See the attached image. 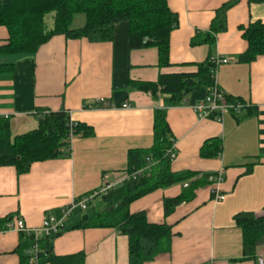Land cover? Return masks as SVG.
<instances>
[{
    "label": "crops",
    "instance_id": "0c3cea01",
    "mask_svg": "<svg viewBox=\"0 0 264 264\" xmlns=\"http://www.w3.org/2000/svg\"><path fill=\"white\" fill-rule=\"evenodd\" d=\"M166 1L179 22L170 36L169 68L159 67L156 48L129 49L126 23L116 26L112 42L59 35L32 56H0V66H7L0 70V119L9 120L11 143L36 131L41 113L64 111L71 123L92 132L72 139L69 157L35 163L26 174L0 166V228L6 227L0 230V264H22L35 245L34 238L21 251L26 239L13 229L16 221L24 222L28 232L38 231L45 218L61 219L65 208L87 194L119 185L129 152L153 146L155 116L161 110H166L175 141L172 171L195 176L131 205V213L144 212L149 223L172 228L169 250L147 264H257L264 256V236L246 254L242 227L235 222L245 213L264 218V57L239 63L248 49L244 29L264 24V3L237 2L227 12L226 29L209 47L204 34L215 12L233 0ZM8 2L0 0V6ZM6 38L0 27V46ZM209 58L228 61L216 68L215 83L243 103L238 114L227 113L221 121L201 119L194 110L209 89L193 91L180 106L168 108L166 97L131 87L133 82H157L161 75L197 73ZM214 140L221 142V154L202 157L201 148ZM205 175H220L223 182L200 187L192 200L165 216L164 201L178 198ZM215 192L224 201L216 202ZM93 203L100 207L99 201ZM84 214L77 208L64 220L52 237L53 254L82 253L84 264H129L128 237L111 229L77 228ZM7 218L12 220L3 223ZM47 238L41 233L37 242Z\"/></svg>",
    "mask_w": 264,
    "mask_h": 264
},
{
    "label": "trees",
    "instance_id": "16d2710c",
    "mask_svg": "<svg viewBox=\"0 0 264 264\" xmlns=\"http://www.w3.org/2000/svg\"><path fill=\"white\" fill-rule=\"evenodd\" d=\"M239 1L233 0L215 12L209 32L204 34L209 47H214L216 35L226 29L227 12ZM248 1L264 3V0ZM80 15L84 16V23L74 28L75 20ZM50 16L51 27L47 23ZM120 23L128 25L130 50L156 48L159 67L172 66L170 36L178 28L179 22L166 0H9L8 4L0 6V27L7 31V38L0 46V56H32L59 35L72 40L87 39L93 43L112 42L115 28ZM243 37L248 49L240 56L239 63L251 64L264 57L262 22L244 29ZM196 43L193 41V44ZM6 67L0 66V70ZM214 69L209 58L198 65L197 73L161 75L157 82H133L131 87L150 93L154 98L164 96L168 108L176 107L183 103L189 93L214 87ZM228 100L233 102L236 99L228 97ZM93 107L101 109L103 105ZM212 119L215 120L214 117ZM154 130V144L150 149L129 152L126 171L129 179L99 196L96 199L100 203L98 209L93 202L88 204L77 227L84 230L111 229L127 236L129 264H147L166 253L173 235L169 225L149 223L144 212L131 213V205L155 191L168 189L195 176L172 171L173 161L169 152L175 147V141L166 121V110L157 111ZM91 133L85 126L72 125L69 114L64 111L41 113L38 129L11 143L9 120L0 119V166H13L20 175L26 174L35 163L69 157L71 137ZM200 152L205 158L216 157L221 154V142L214 140L206 143ZM141 171L144 172L137 174ZM215 176L205 175L178 198L166 199L165 216H170L176 207L192 200L200 187L214 184L210 178ZM11 220L7 218L3 223L8 224ZM235 222L242 227L244 251L250 254L256 242L264 236V218L245 213L237 215ZM0 230H6V227ZM21 235L26 239L21 250L25 251L33 244L34 236ZM38 244L37 264H84L85 256L82 253L64 257L54 255L52 237ZM30 257L23 256L22 264H29Z\"/></svg>",
    "mask_w": 264,
    "mask_h": 264
},
{
    "label": "built area",
    "instance_id": "2783aa9c",
    "mask_svg": "<svg viewBox=\"0 0 264 264\" xmlns=\"http://www.w3.org/2000/svg\"><path fill=\"white\" fill-rule=\"evenodd\" d=\"M212 63L215 66V69L213 71L214 74V82H215V74H216V68L220 64H227L228 61L225 59H214L212 60ZM243 108V103L239 100L230 101L228 100V97L222 93L216 83H214V87H212L206 97L197 103L194 107L195 112L201 119H211L214 117L215 120L221 121L223 116L227 113H236ZM45 114V113H44ZM47 114V113H46ZM72 125L76 126L75 123H72ZM73 137H71V140ZM170 153V159L174 161L177 157L175 147L169 152ZM147 169H145L146 171ZM144 171H141L137 174H141ZM136 174V175H137ZM135 176V175H134ZM129 176L127 174L125 175L124 179L120 182L122 184L124 181L128 180ZM210 181L214 184H221L223 182L222 176H215L211 177ZM119 184V185H120ZM117 185V186H119ZM113 185L106 184L104 188H102L100 191L94 192L93 194L83 197L81 200L77 201L73 205L65 208L63 210V217L61 219H57L54 216H49L45 218L43 225L40 230L35 232H28L27 228L25 227L24 222L22 221H16V223L13 225V229L17 230L19 233H28V235H32L35 238V245L33 246V250L30 252L29 256V264H37V255L39 252V244H38V238L41 233H44L47 237H54L58 235L63 228L64 220L68 218L73 210L79 208L82 211H86L88 208V204L94 202L99 196L106 194L109 190L117 187ZM187 187V186H185ZM225 196L222 194H219L218 192H215V201L216 202H222L224 201ZM257 264H264V256H261L257 259Z\"/></svg>",
    "mask_w": 264,
    "mask_h": 264
},
{
    "label": "rangeland",
    "instance_id": "374dc122",
    "mask_svg": "<svg viewBox=\"0 0 264 264\" xmlns=\"http://www.w3.org/2000/svg\"><path fill=\"white\" fill-rule=\"evenodd\" d=\"M48 26L51 27L52 26V20H51V16L48 18ZM84 23V16L80 15L76 18L75 23L73 25L74 28H79L82 26V24Z\"/></svg>",
    "mask_w": 264,
    "mask_h": 264
}]
</instances>
